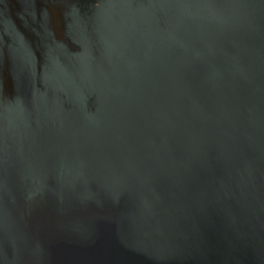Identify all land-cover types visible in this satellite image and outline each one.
Here are the masks:
<instances>
[{"label":"water","instance_id":"obj_1","mask_svg":"<svg viewBox=\"0 0 264 264\" xmlns=\"http://www.w3.org/2000/svg\"><path fill=\"white\" fill-rule=\"evenodd\" d=\"M0 264H264V0H0Z\"/></svg>","mask_w":264,"mask_h":264}]
</instances>
